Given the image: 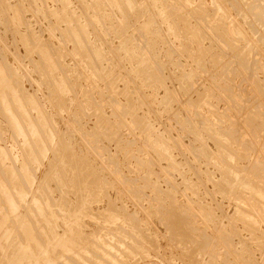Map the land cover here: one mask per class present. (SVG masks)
Wrapping results in <instances>:
<instances>
[{
    "label": "rangeland",
    "instance_id": "obj_1",
    "mask_svg": "<svg viewBox=\"0 0 264 264\" xmlns=\"http://www.w3.org/2000/svg\"><path fill=\"white\" fill-rule=\"evenodd\" d=\"M0 75V264H264V0H0Z\"/></svg>",
    "mask_w": 264,
    "mask_h": 264
},
{
    "label": "bare ground",
    "instance_id": "obj_2",
    "mask_svg": "<svg viewBox=\"0 0 264 264\" xmlns=\"http://www.w3.org/2000/svg\"><path fill=\"white\" fill-rule=\"evenodd\" d=\"M4 74V73H3ZM4 76V75H3ZM3 76H1L0 75V84L2 85H7L6 84V81H4V78H3ZM5 77V76H4ZM5 79H6V77H5ZM2 80V81H1ZM2 82H5V83H2ZM7 83H8V81H7ZM2 85V86H3ZM8 89V88H7ZM3 92V91H2ZM7 97V96H6ZM16 97V96H15ZM18 97V96H17ZM9 100V99H8ZM15 101V100H14ZM13 106V105H12ZM17 106V105H16ZM3 108V107H2ZM6 110V109H5ZM15 112V111H14ZM23 116V115H22ZM11 118V117H10ZM17 121V120H16ZM16 125H18V124H16ZM22 125V124H21ZM19 129V128H18ZM20 130V129H19ZM48 149V148H47ZM12 162V161H11ZM13 179H14V177H13ZM21 180V179H20ZM8 189V188H7ZM30 190V189H29ZM8 191V190H7ZM12 192V191H11ZM27 192V191H26ZM14 194V193H13ZM22 196H23V194H22ZM34 196V195H33ZM13 197V196H12ZM11 197V198H12ZM17 197V196H16ZM25 197V196H24ZM17 199V198H16ZM19 199V198H18ZM23 199V198H22ZM32 199V198H31ZM6 200L7 201H5V202H8L9 203V205H10V207L12 206L13 207V205H12V199H10V197L9 196H6ZM35 201V200H34ZM24 202V201H23ZM15 203V202H14ZM36 204V203H35ZM31 206H33V205H31ZM16 207V206H15ZM14 210V209H13ZM38 210V209H37ZM8 211V210H7ZM32 211H34V210H32ZM30 212V211H29ZM10 213V212H9ZM82 213V212H81ZM90 214V213H89ZM51 217V216H50ZM110 218V217H109ZM52 219V218H51ZM54 222V221H53ZM32 224V223H31ZM50 224V223H49ZM77 225V224H76ZM31 226V225H30ZM26 227V226H25ZM68 228V227H67ZM79 228V227H78ZM68 231V230H67ZM80 231V230H79ZM33 233V232H32ZM66 233V232H65ZM45 235V234H44ZM56 235V234H55ZM60 235V234H59ZM83 235V234H82ZM46 236V235H45ZM57 236L58 235H56V238H57ZM62 237V236H61ZM11 238V237H10ZM64 238V237H63ZM59 239V238H58ZM61 239V238H60ZM59 239V240H60ZM68 240V239H67ZM21 241V240H20ZM60 241H62V240H60ZM65 244H66V242L65 241H63ZM108 242V241H107ZM24 243V242H23ZM33 243V242H32ZM63 243V244H64ZM19 244V243H18ZM43 244V243H42ZM66 245H68V244H66ZM4 246V245H3ZM18 246V245H17ZM53 246V245H52ZM81 246V245H80ZM115 246V245H114ZM5 247V246H4ZM56 247V246H55ZM69 247V246H68ZM68 247H64V248H68ZM85 247V246H84ZM87 247V246H86ZM1 248V247H0ZM38 248H39V246H38ZM51 248V247H50ZM83 248V247H82ZM117 248V247H116ZM44 249V248H43ZM69 249H71V246H70V248ZM106 249V248H105ZM42 250V249H41ZM75 250V249H74ZM78 250V249H77ZM80 250V249H79ZM83 250V249H82ZM60 251V250H59ZM68 251V250H67ZM75 252V251H74ZM79 252V251H78ZM105 252V251H104ZM31 253V252H30ZM29 254V253H28ZM52 254V253H51ZM57 254V253H56ZM70 254V253H69ZM78 254V253H77ZM46 255V254H45ZM64 256V255H63ZM100 256V255H99ZM29 257V256H28ZM52 257V256H51ZM66 257V256H65ZM18 258V257H17ZM47 258H49V257H47ZM100 258V257H99ZM69 259V258H68ZM72 259V258H71ZM76 259V258H75ZM88 259V258H87ZM46 260V259H45ZM48 260V259H47ZM47 260H46V262H47ZM101 260V259H100ZM77 261V260H76ZM49 262H51V261H49ZM85 262V261H84ZM108 261H106V263H107ZM35 263H36V261H35ZM54 263V262H53ZM77 263V262H76ZM97 263V262H96ZM51 264V263H50ZM75 264V263H74ZM109 264V263H108Z\"/></svg>",
    "mask_w": 264,
    "mask_h": 264
}]
</instances>
